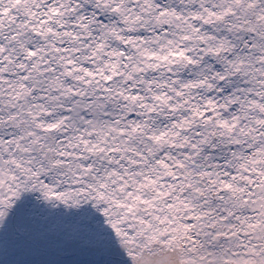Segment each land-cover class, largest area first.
<instances>
[{
  "label": "snow or ice",
  "instance_id": "1",
  "mask_svg": "<svg viewBox=\"0 0 264 264\" xmlns=\"http://www.w3.org/2000/svg\"><path fill=\"white\" fill-rule=\"evenodd\" d=\"M0 264H264V0H0Z\"/></svg>",
  "mask_w": 264,
  "mask_h": 264
}]
</instances>
